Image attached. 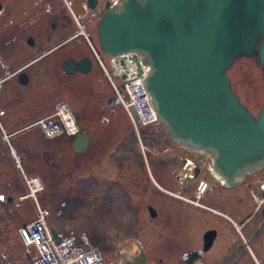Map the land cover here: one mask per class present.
Listing matches in <instances>:
<instances>
[{
  "label": "flooded vegetation",
  "instance_id": "obj_1",
  "mask_svg": "<svg viewBox=\"0 0 264 264\" xmlns=\"http://www.w3.org/2000/svg\"><path fill=\"white\" fill-rule=\"evenodd\" d=\"M115 5L116 0H0V87L24 84V77L29 82L42 62L50 63L47 70L52 73L56 58L66 55L59 67L64 75L59 89L75 103L73 109L67 105L71 114H89L73 99L75 90L85 89L97 97L90 114H105L106 104L116 116V126H123L125 141L116 142V210L124 219L116 230L125 234L116 239V248L105 247L107 256L101 250L108 262L138 264L143 256L146 264H264V167L227 186L212 171L208 155L180 147L160 122L139 126L151 131L143 135L151 141L133 142L137 134L120 99L116 102L113 85L122 84L127 72L116 74L119 60L101 50L97 32L102 12ZM50 27L65 37L39 48V39L51 33ZM80 37L89 53L61 50L64 41ZM85 57L91 64L88 71L69 73L63 67L67 59L77 63ZM87 76L82 85L75 81ZM93 120L84 126L75 119L77 132L89 126V133Z\"/></svg>",
  "mask_w": 264,
  "mask_h": 264
},
{
  "label": "water",
  "instance_id": "obj_2",
  "mask_svg": "<svg viewBox=\"0 0 264 264\" xmlns=\"http://www.w3.org/2000/svg\"><path fill=\"white\" fill-rule=\"evenodd\" d=\"M101 15V50L119 60L127 72L123 78L142 75L172 141L208 155L227 186L264 167V101L253 114L227 73L237 58L252 57L264 81V0H120ZM63 67L73 73L91 64L85 57L67 59ZM130 111L136 116L134 107ZM88 129L73 135L75 153L87 150ZM52 233L57 241L63 238ZM138 264H146L143 256Z\"/></svg>",
  "mask_w": 264,
  "mask_h": 264
},
{
  "label": "rangeland",
  "instance_id": "obj_3",
  "mask_svg": "<svg viewBox=\"0 0 264 264\" xmlns=\"http://www.w3.org/2000/svg\"><path fill=\"white\" fill-rule=\"evenodd\" d=\"M49 29L51 33L39 39V48L52 46L65 37L61 33L54 34L52 27ZM63 43L62 51H90L82 37L70 38ZM63 56L66 55L53 62L52 73L47 70L50 63L42 62L27 84L0 87V106L4 107V113H0V195H4L0 199V264H32L19 238L18 228L36 214V201L29 194L31 189L26 180L34 177L42 183L36 197L41 205L50 209L48 223L53 230L76 240L86 234L100 251L107 246L116 248V239L125 234L116 230L118 221L124 219V213L116 210V142L118 139L125 141V133L123 126H116V116L109 114L106 104L105 114H90L97 104L94 100L97 97L92 92L80 88L73 92L77 108L89 112L73 114L74 118L81 119L84 126L94 119L89 130L90 144L85 152L78 154L72 150L73 136L61 133L47 138L37 125L11 135L8 141L6 139V135L54 113L61 103L72 109L75 107L71 97L59 89V80L64 78L59 68ZM227 73L241 101L253 114H258L264 101V86L262 71L252 57L237 58ZM88 78L78 77L75 81L82 85ZM99 86L98 80L94 88ZM103 116L109 121H104ZM131 126L137 134L133 142L146 144L151 141L143 137L145 133L148 137L150 130L144 132V126L136 128L133 122ZM26 195L17 202L20 196ZM8 196L13 200L8 201ZM143 215L139 216L141 222L145 221ZM135 217L132 214L131 218L135 220ZM140 237L145 239V234ZM29 252L33 254V249Z\"/></svg>",
  "mask_w": 264,
  "mask_h": 264
},
{
  "label": "built area",
  "instance_id": "obj_4",
  "mask_svg": "<svg viewBox=\"0 0 264 264\" xmlns=\"http://www.w3.org/2000/svg\"><path fill=\"white\" fill-rule=\"evenodd\" d=\"M118 75L122 68H116ZM110 77V73L106 71ZM125 97L120 96L121 103L130 115L136 128L151 125L158 121L157 113L152 106L150 96L146 90L142 76H133L124 82ZM115 91L116 83L113 82ZM134 107L138 115V125L135 124L130 107ZM45 137L53 138L61 133L73 134L77 131V124L66 103H61L57 110L49 116L35 121ZM29 185L30 196L35 198V217L18 228L19 238L25 248L33 249L32 264H112L105 261L98 246L90 242L86 234L78 240L64 236L57 241L49 226L50 209L38 202L36 192L42 189L39 178L26 179ZM26 196H21L17 202ZM84 246H89L84 248Z\"/></svg>",
  "mask_w": 264,
  "mask_h": 264
},
{
  "label": "bare ground",
  "instance_id": "obj_5",
  "mask_svg": "<svg viewBox=\"0 0 264 264\" xmlns=\"http://www.w3.org/2000/svg\"><path fill=\"white\" fill-rule=\"evenodd\" d=\"M117 2V1H116ZM119 67H121V66H118V68ZM146 69V68H145ZM117 72H118V70H117ZM131 77H133V76H131ZM131 77H128L127 79H129V78H131ZM126 92H125V88H124V86L121 88V84H119V83H117L116 82V96L120 99V96L121 97H125V94ZM121 101V100H120ZM130 114H132L131 113V111H130ZM133 115V114H132ZM133 118H134V120H135V124L136 125H138V120H139V118H138V115H137V113H136V116H134L133 115ZM7 141H8V139H7Z\"/></svg>",
  "mask_w": 264,
  "mask_h": 264
},
{
  "label": "trees",
  "instance_id": "obj_6",
  "mask_svg": "<svg viewBox=\"0 0 264 264\" xmlns=\"http://www.w3.org/2000/svg\"><path fill=\"white\" fill-rule=\"evenodd\" d=\"M261 79H262V85L264 86V81H263V77H262Z\"/></svg>",
  "mask_w": 264,
  "mask_h": 264
},
{
  "label": "snow or ice",
  "instance_id": "obj_7",
  "mask_svg": "<svg viewBox=\"0 0 264 264\" xmlns=\"http://www.w3.org/2000/svg\"><path fill=\"white\" fill-rule=\"evenodd\" d=\"M0 199H2V197H0Z\"/></svg>",
  "mask_w": 264,
  "mask_h": 264
}]
</instances>
